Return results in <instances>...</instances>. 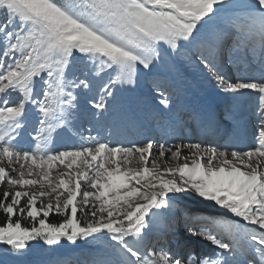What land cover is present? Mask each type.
<instances>
[{"label":"snow or ice","instance_id":"snow-or-ice-1","mask_svg":"<svg viewBox=\"0 0 264 264\" xmlns=\"http://www.w3.org/2000/svg\"><path fill=\"white\" fill-rule=\"evenodd\" d=\"M234 57L259 75L224 73ZM177 59L230 99L254 102L251 146L113 145L76 128L81 94L95 88L87 104L102 118L141 70ZM77 60L93 70L69 79ZM30 110L33 147L24 149ZM66 133L82 143L53 147ZM0 187V246L12 257L33 242L107 238L117 259L103 264H264V0H0ZM188 194L199 198L186 213L188 239L175 250L144 244L151 216ZM192 238L213 251L198 253Z\"/></svg>","mask_w":264,"mask_h":264},{"label":"rangeland","instance_id":"rangeland-1","mask_svg":"<svg viewBox=\"0 0 264 264\" xmlns=\"http://www.w3.org/2000/svg\"><path fill=\"white\" fill-rule=\"evenodd\" d=\"M229 55H232V53ZM92 70L93 65L90 62L77 60L75 64L70 66L68 76L69 79L82 78V73L91 72ZM222 71L233 77L243 75L246 72L258 76L259 65L242 64L241 59L234 57L233 62L224 63ZM98 78L93 82L94 85H97ZM161 79L166 82V85L172 84L174 81V87L167 96L166 91L163 90L164 95L171 102L168 109H164L162 105H159V96L156 93L155 86L152 85L159 83L163 86L164 82ZM177 79H180L181 86ZM179 86L180 88H178ZM91 95H95V88L91 93L80 95L79 111L76 113L73 122L83 135H89L88 130L90 129L92 136L113 145L130 146L133 143L144 142L149 138L165 143L169 147L178 143L186 145L190 142H199L205 145H231L237 148H246L253 143L254 102L246 97L230 99L214 86V83L205 72H202L187 60L177 59L175 63L166 60L165 63L160 64L151 72L141 70L137 84L135 86L125 85L123 89L118 91L116 100L110 104L109 112L105 113L102 118L94 117L89 110L87 100ZM209 98L220 102L215 114L204 111L206 110L204 106H206ZM193 99L201 104L199 107L201 111L197 114L189 113L185 106L187 101ZM173 102H175L176 107L173 106ZM126 109L131 110V118L128 120L130 124L122 122L121 119L123 117L122 112ZM202 112L203 114L200 115ZM220 117L223 121L219 127H216ZM203 120H206V122L201 125ZM182 122L185 123L183 127ZM34 123L33 114L30 110L27 127L20 138L19 146L21 148L33 147L29 134L32 132ZM245 126H247V133L243 134L242 129ZM201 127L203 131H201ZM181 132L182 134H180ZM200 135H205V137L200 138ZM80 143L82 141L79 135L66 133L57 137L53 147L79 145ZM187 151L185 148V154ZM180 162L184 161L181 160ZM160 163L163 166L165 162L161 160ZM167 164L175 166L176 161L168 157ZM31 190L39 191V188ZM198 203L199 198L193 200L192 194L170 201L171 206L168 210L151 216L150 230L143 243L156 246L162 245L175 250L180 241L182 243L188 239L184 231L186 213L189 208ZM24 223H27L28 226L30 222L25 220ZM192 240V245H194L195 238H192ZM204 243L207 246L200 247L201 252L196 251L198 253L212 252L213 250H208L210 245L207 242ZM116 259L117 257L113 253L107 238L87 243L80 241L76 245L64 242L63 246L60 247H49L43 245L42 242H33L23 255L17 257L6 254V250L0 246V264H103L105 261Z\"/></svg>","mask_w":264,"mask_h":264},{"label":"trees","instance_id":"trees-1","mask_svg":"<svg viewBox=\"0 0 264 264\" xmlns=\"http://www.w3.org/2000/svg\"><path fill=\"white\" fill-rule=\"evenodd\" d=\"M4 190L5 189L3 187H0V196H2V192ZM199 214H201V213H199ZM3 219H4L3 215H0V221H3ZM61 220H62V217H58V216H52V217H50V222H52V223H57V222H59ZM25 225L27 226V223Z\"/></svg>","mask_w":264,"mask_h":264},{"label":"bare ground","instance_id":"bare-ground-1","mask_svg":"<svg viewBox=\"0 0 264 264\" xmlns=\"http://www.w3.org/2000/svg\"><path fill=\"white\" fill-rule=\"evenodd\" d=\"M107 79H108V78H107L106 76H103V80H104V81H105V80L107 81ZM101 82H102V81H101V79L99 78L97 85H99ZM196 104H197V102H196ZM126 115H128V111H127V110H126V112H125V116H126Z\"/></svg>","mask_w":264,"mask_h":264}]
</instances>
